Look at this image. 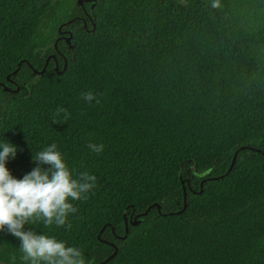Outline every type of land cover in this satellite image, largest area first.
<instances>
[{"label": "trees", "instance_id": "obj_1", "mask_svg": "<svg viewBox=\"0 0 264 264\" xmlns=\"http://www.w3.org/2000/svg\"><path fill=\"white\" fill-rule=\"evenodd\" d=\"M92 2L0 0L6 167L23 178L55 143L96 177L70 229L24 230L85 264H264V0ZM20 243L0 230V264H30Z\"/></svg>", "mask_w": 264, "mask_h": 264}, {"label": "clouds", "instance_id": "obj_2", "mask_svg": "<svg viewBox=\"0 0 264 264\" xmlns=\"http://www.w3.org/2000/svg\"><path fill=\"white\" fill-rule=\"evenodd\" d=\"M212 9L222 7L220 0H212ZM91 103H99L96 94L91 91L81 94ZM64 114L69 119L66 109L58 108L55 115ZM88 147L99 154L104 150L103 144L89 143ZM17 148L6 141L0 143V230L5 228L20 240L23 259L30 264H85L82 251L75 246H68L65 241L54 236L38 234L32 230H24L29 223L42 221L45 227L55 224L63 227L68 216L78 211L71 201L87 199V194L95 187L96 177L87 172L73 177L55 143L33 155L38 166L25 174L23 178H15L6 167V161L15 158ZM47 166V167H44ZM212 172V168L195 173L203 178ZM70 229L71 225L67 224Z\"/></svg>", "mask_w": 264, "mask_h": 264}, {"label": "water", "instance_id": "obj_3", "mask_svg": "<svg viewBox=\"0 0 264 264\" xmlns=\"http://www.w3.org/2000/svg\"><path fill=\"white\" fill-rule=\"evenodd\" d=\"M83 2H84V0H79V4H82ZM94 2H95V0H93V2H92V6L94 5ZM68 38H70V37H68ZM55 44H56V43H55ZM52 56H54V54H52ZM43 70H44V68H43L40 72H42ZM233 160H234V159H233ZM231 164H232V163H231ZM183 192H184V200H185V199H186V191H185V187H183ZM185 206H186V203H184L182 210L185 208ZM147 211H148V210H145L144 213H147ZM133 223H135V221H133ZM115 253H116V248H115L113 254L110 256V258H111ZM105 262H106V260L101 261L100 263H97V264H104Z\"/></svg>", "mask_w": 264, "mask_h": 264}, {"label": "flooded vegetation", "instance_id": "obj_4", "mask_svg": "<svg viewBox=\"0 0 264 264\" xmlns=\"http://www.w3.org/2000/svg\"><path fill=\"white\" fill-rule=\"evenodd\" d=\"M64 31H65V30H61V31H60L61 34H62V36H65V35H64V34H65Z\"/></svg>", "mask_w": 264, "mask_h": 264}]
</instances>
